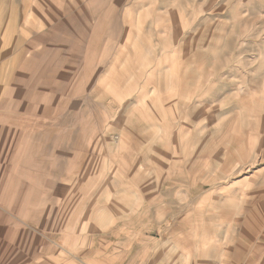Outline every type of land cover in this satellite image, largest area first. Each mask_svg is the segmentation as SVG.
Returning a JSON list of instances; mask_svg holds the SVG:
<instances>
[{"label": "rangeland", "instance_id": "rangeland-1", "mask_svg": "<svg viewBox=\"0 0 264 264\" xmlns=\"http://www.w3.org/2000/svg\"><path fill=\"white\" fill-rule=\"evenodd\" d=\"M0 264H264V0H0Z\"/></svg>", "mask_w": 264, "mask_h": 264}]
</instances>
